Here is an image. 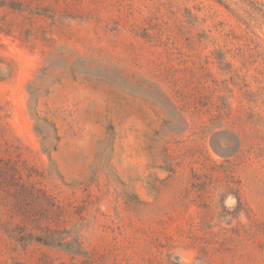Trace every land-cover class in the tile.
Returning a JSON list of instances; mask_svg holds the SVG:
<instances>
[{"label":"rangeland","instance_id":"obj_1","mask_svg":"<svg viewBox=\"0 0 264 264\" xmlns=\"http://www.w3.org/2000/svg\"><path fill=\"white\" fill-rule=\"evenodd\" d=\"M233 195L264 228V0H0V264H264Z\"/></svg>","mask_w":264,"mask_h":264},{"label":"trees","instance_id":"obj_2","mask_svg":"<svg viewBox=\"0 0 264 264\" xmlns=\"http://www.w3.org/2000/svg\"><path fill=\"white\" fill-rule=\"evenodd\" d=\"M227 175L229 178L235 177V166L231 167V170L228 171ZM233 196L237 201L239 211H244L247 218V224L244 227L248 242L252 244L258 243L261 248L264 247V241H261V239H259L264 230L262 225L263 223L260 221L257 214L252 209H250L249 206L245 205L246 203L241 200V197L239 195ZM237 217H239V215H237Z\"/></svg>","mask_w":264,"mask_h":264}]
</instances>
